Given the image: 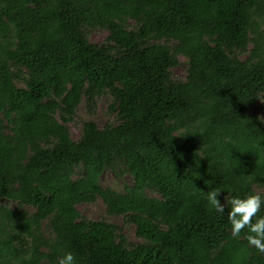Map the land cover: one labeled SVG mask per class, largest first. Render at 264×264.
<instances>
[{
    "label": "trees",
    "instance_id": "1",
    "mask_svg": "<svg viewBox=\"0 0 264 264\" xmlns=\"http://www.w3.org/2000/svg\"><path fill=\"white\" fill-rule=\"evenodd\" d=\"M102 98L110 120L72 140L78 107ZM255 105L264 0H0V264L65 251L76 264H264L204 196H264ZM105 171L133 183L102 187ZM97 199L138 243L81 217L76 206Z\"/></svg>",
    "mask_w": 264,
    "mask_h": 264
},
{
    "label": "rangeland",
    "instance_id": "2",
    "mask_svg": "<svg viewBox=\"0 0 264 264\" xmlns=\"http://www.w3.org/2000/svg\"><path fill=\"white\" fill-rule=\"evenodd\" d=\"M106 36V31L97 29L91 33H89V40L92 42H100ZM252 43L248 46V51L252 49ZM249 53H241L240 58L246 59ZM186 59L183 56H179V65L172 69L171 73L173 76L183 79L186 75ZM107 103L105 99L102 98L98 100L96 103V107L94 109H88L85 103H82L78 109L77 114L73 118L71 122L67 124V129L69 136L72 140H77L81 133L82 124L86 121H94L95 124L99 127H102L107 121L110 120L108 116L105 114V108ZM253 114H258L264 119V110H262L259 105H255V107L251 110ZM133 183V179L129 175H125L121 179H117L110 171H105L100 177V185L102 187H109L117 192H121L123 190V184L127 186H131ZM260 191V190H259ZM148 196H156L155 193H148ZM158 196V195H157ZM159 197V196H158ZM10 209L16 208V204H10L8 206ZM76 209L79 211L82 218L87 220H101L104 219L107 222L123 227L122 232L128 241L132 243H138L140 240L136 239L134 236V227L130 224L126 225V223L122 220L121 217H113L108 216L106 214V209L102 204L101 200L97 199L93 203H82L76 206ZM45 235L48 233L45 231Z\"/></svg>",
    "mask_w": 264,
    "mask_h": 264
},
{
    "label": "clouds",
    "instance_id": "3",
    "mask_svg": "<svg viewBox=\"0 0 264 264\" xmlns=\"http://www.w3.org/2000/svg\"><path fill=\"white\" fill-rule=\"evenodd\" d=\"M220 193L219 189L204 193L209 209L220 215L226 214L233 237H239L241 230L246 228L247 244L257 253L264 254V215H257L264 206V196L260 194L232 196L226 206L224 197L223 202L218 198ZM56 264H76L75 254L72 251H65L58 257Z\"/></svg>",
    "mask_w": 264,
    "mask_h": 264
}]
</instances>
